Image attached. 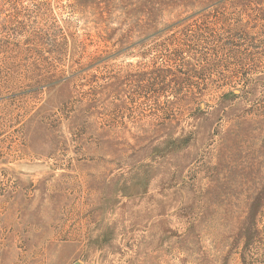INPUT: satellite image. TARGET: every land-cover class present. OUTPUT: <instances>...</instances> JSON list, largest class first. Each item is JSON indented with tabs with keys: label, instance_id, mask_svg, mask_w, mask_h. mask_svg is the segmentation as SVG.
Wrapping results in <instances>:
<instances>
[{
	"label": "rangeland",
	"instance_id": "obj_1",
	"mask_svg": "<svg viewBox=\"0 0 264 264\" xmlns=\"http://www.w3.org/2000/svg\"><path fill=\"white\" fill-rule=\"evenodd\" d=\"M0 264H264V0H0Z\"/></svg>",
	"mask_w": 264,
	"mask_h": 264
}]
</instances>
